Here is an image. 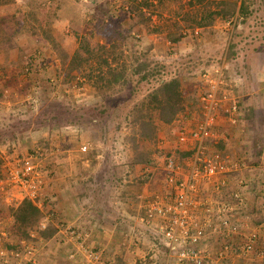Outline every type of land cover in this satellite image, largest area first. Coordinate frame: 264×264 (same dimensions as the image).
I'll return each instance as SVG.
<instances>
[{
	"label": "rangeland",
	"instance_id": "374dc122",
	"mask_svg": "<svg viewBox=\"0 0 264 264\" xmlns=\"http://www.w3.org/2000/svg\"><path fill=\"white\" fill-rule=\"evenodd\" d=\"M225 1L236 3V13ZM205 21L211 23L199 26ZM100 44L115 45L109 63L127 69V83L107 93L96 78L108 66L85 50ZM79 47L82 64L72 69ZM217 68L232 82L228 98L242 106L237 122L219 116L218 132L229 127L234 136L225 134L223 147L209 145L239 163L226 176L243 193L236 215L259 235L250 264H264V94L256 93H264V0H150L132 11L125 0H0V264H92L90 250L102 251L107 263L138 264L155 239L140 219L139 188L157 181L164 187L168 152L160 141L177 139L174 122L157 120L156 139L134 140L136 106L160 80L179 75L188 111L201 113L202 76ZM179 117L187 121L184 113ZM145 151L156 161L148 170L133 164ZM26 157L34 158L42 180L39 196L30 199L41 217L27 224L16 218L26 190L11 178ZM230 187L211 201L225 199ZM81 193L86 212L77 218L82 211L72 199L66 215L64 202ZM111 195L118 198L116 216H107ZM108 220H121L125 230L113 233Z\"/></svg>",
	"mask_w": 264,
	"mask_h": 264
},
{
	"label": "built area",
	"instance_id": "2783aa9c",
	"mask_svg": "<svg viewBox=\"0 0 264 264\" xmlns=\"http://www.w3.org/2000/svg\"><path fill=\"white\" fill-rule=\"evenodd\" d=\"M202 84L206 88L199 95L201 113H193L184 123L181 117L174 121L179 152H168L164 157V187L139 195L143 210L140 219L155 239L138 264H250L257 255V231L248 230L236 215L244 202L243 193L236 186L231 188L226 176L234 166L238 169L239 163L231 159L229 152L212 151L209 145L220 138L219 116L227 113L237 122L241 107L237 100L228 98L232 82L221 68L213 73L206 71ZM160 144L165 147L163 141ZM181 151L190 152L182 161ZM33 159L26 157L11 171L13 182L32 200L39 196L42 184ZM227 187L232 189L230 195L211 201ZM86 233L81 231L77 236L86 237ZM102 253L90 250L88 260L92 264H112L101 260Z\"/></svg>",
	"mask_w": 264,
	"mask_h": 264
},
{
	"label": "trees",
	"instance_id": "16d2710c",
	"mask_svg": "<svg viewBox=\"0 0 264 264\" xmlns=\"http://www.w3.org/2000/svg\"><path fill=\"white\" fill-rule=\"evenodd\" d=\"M150 0H125L127 3V8L129 10H138L140 8H144L149 5ZM223 1V0H221ZM227 1H225L226 3ZM223 3V2H222ZM231 6V10L233 13H236V3L233 2L229 4ZM242 7V6H241ZM225 8L223 9L224 12ZM211 14L205 18H208ZM211 23L208 22H200L199 26H205ZM182 34L178 38H173L172 41L175 42L181 38ZM115 45H107L100 44L98 45L97 50L95 51L86 49L89 53V58H101L103 59V63L108 66L106 72H103V68L99 67L98 71V82H101L99 85L100 89H103V93H107L112 87L118 85L119 83L124 84L127 83V69L124 65H121V68L118 67V64L112 66L109 63V54L115 53ZM101 52V53H100ZM82 48L79 47L74 54L71 56V67L72 69L77 68L82 64L81 61ZM106 55V56H105ZM156 67H160L159 62H154ZM71 69V68H70ZM101 70V71H100ZM140 72V71H139ZM142 78H147V74H143ZM107 97V96H106ZM147 101V103L145 102ZM239 106H242L239 103ZM189 101L187 100L185 93L182 89V79L179 75L174 76L170 79H162L159 81L158 85L152 90L151 93L147 94L145 98L142 99V103L137 105L138 118L134 119L133 117V129L136 133L133 135L134 140H138L139 138L151 140L156 139L158 135V121L163 123H173L182 113L186 118H191L193 116V112H189ZM146 107V108H145ZM120 107H116L115 110H118ZM147 109L145 114L143 110ZM193 110V109H192ZM251 110V109H250ZM249 114V113H248ZM250 115V114H249ZM146 117L148 119H146ZM220 147H223V144H219ZM220 149V148H219ZM222 149V148H221ZM223 150V149H222ZM155 159L150 154V151L142 152L140 155L135 157L133 164H142L143 167L155 166ZM150 175V173L146 172V176ZM42 214V210L40 207L34 203V201L30 199H25L17 209L16 218L20 223H36ZM24 236H28V233H23Z\"/></svg>",
	"mask_w": 264,
	"mask_h": 264
},
{
	"label": "crops",
	"instance_id": "0c3cea01",
	"mask_svg": "<svg viewBox=\"0 0 264 264\" xmlns=\"http://www.w3.org/2000/svg\"><path fill=\"white\" fill-rule=\"evenodd\" d=\"M256 93H258V94H264L263 92L262 93H259V92H256ZM256 100V99H255ZM254 100V101H255ZM262 102H264V99L262 100ZM258 104V103H257ZM256 104H254V102L252 103V108H253V110H252V112H254V111H257V109H256ZM189 121V120H188ZM194 122V120L193 121H191V122H187V124H191V123H193ZM176 126V125H175ZM177 131V130H176ZM175 131V132H176ZM231 131L229 130V127H226V131H225V134H227V135H232L233 134V132L232 133H230ZM225 134H222V133H220V131H219V140H218V143H222V144H225V141L227 140V135H225ZM232 136H234V134L232 135ZM171 137H169L168 138V140H166L165 142H164V146L166 147V152H169V154H171V153H177V152H179V150H178V142L177 141H173V140H169ZM236 139H238L237 141H236ZM235 141L236 142H238L239 141V144H240V139L238 138V137H235ZM226 144H228V143H226ZM174 148H176L175 150H174ZM225 148V147H224ZM173 149V150H172ZM242 149H243V146H241V148H240V150L242 151ZM224 151H227L226 149H223ZM229 153H231V152H229ZM190 154V152H187V151H184V152H180V158H182L183 156H187V155H189ZM97 156V155H96ZM96 156H95V160L92 162V163H94V165H93V169H97L98 167L96 166L97 165V162H96ZM93 160V159H92ZM139 168H141V167H139ZM93 173H95V170L94 171H92ZM83 175V174H82ZM240 176V175H239ZM239 176H237V178L239 177ZM144 178H147V177H144ZM64 180H66L65 178H63ZM67 181H68V183H69V180L67 179ZM158 182V181H157ZM157 182H154L153 184L154 185H152V183L150 184V183H147L146 184V182L145 183H142L141 184V186H140V188H139V190L140 191H143V193L142 194H151L152 193V191H150V189H152V188H155V184L157 185V187H156V189H158L159 187H160V185H158L159 184V182L157 183ZM68 191L69 190H71V192H72V189H73V186L70 184L68 187ZM149 192H151V193H149ZM66 193V192H65ZM67 194H70V193H67ZM77 197H73V198H71V202H69V200L68 201H65L64 202V204L65 205H63V208H65L63 211H64V213L66 214V215H70L69 213H67L65 210H67V203H69L70 205H71V203H72V199H76L75 200V204H73V206L75 205L76 206V208L79 210V211H82V214L81 215H79L77 218H79L80 216H82L83 215V213L84 212H86V210L84 209V206H83V204H81V203H83V202H85L84 200L86 199V197H87V194L86 193H81V194H78V195H76ZM85 198V199H84ZM118 198L117 197H115V196H112L111 195V197L109 196V197H107V198H105V201L107 202L106 204L108 205V213H107V216L108 215H110V216H116L115 214V212H116V210H115V208H116V203L118 202V200H117ZM96 203V202H95ZM100 204H101V206H100V211L102 210L101 209V207L103 206V203L100 201L99 202ZM80 204V205H79ZM255 204V203H254ZM110 205V206H109ZM92 206H94V204L92 205ZM97 206V205H96ZM79 207H81V209L79 208ZM95 209H97L96 207H95ZM97 211V210H96ZM96 211L94 210V213H96ZM112 211H114V212H112ZM143 211V210H142ZM102 212V211H101ZM97 214V213H96ZM141 215H142V213H141ZM107 216H106V219H107ZM104 217V216H103ZM82 218V217H81ZM115 218V217H114ZM95 219V218H94ZM106 219H104L105 221H106ZM81 220H84V221H87L88 220V217H87V219L85 218H82ZM81 220L79 221V222H81ZM92 220H93V217H92ZM96 220V219H95ZM98 220H101V219H98ZM117 220V219H116ZM116 220H114L113 222H111V221H109L108 220V224L110 225V226H112V232L113 233H117V234H119V233H121L120 232V230L122 229V230H125V228L121 225V220H119V221H116ZM245 220V219H244ZM243 220V221H244ZM129 221V220H128ZM245 222V221H244ZM130 223H131V221H130ZM251 223H252V221H251ZM95 225L96 224H99V226L100 227H102L103 226V224L102 223H100V221H96V223H94ZM132 224V223H131ZM80 225V224H79ZM130 227V226H129ZM130 230V229H129ZM107 232H109V229H107L106 230ZM111 232V233H112ZM126 232V231H125ZM130 232V231H129ZM112 233V234H113ZM95 235H97V233L95 234ZM112 236V235H111Z\"/></svg>",
	"mask_w": 264,
	"mask_h": 264
}]
</instances>
